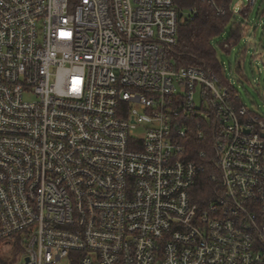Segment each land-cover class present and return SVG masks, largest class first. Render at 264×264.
Wrapping results in <instances>:
<instances>
[{
    "label": "built area",
    "instance_id": "built-area-1",
    "mask_svg": "<svg viewBox=\"0 0 264 264\" xmlns=\"http://www.w3.org/2000/svg\"><path fill=\"white\" fill-rule=\"evenodd\" d=\"M178 1L0 0V245L19 262L264 264V114L175 68L199 15Z\"/></svg>",
    "mask_w": 264,
    "mask_h": 264
},
{
    "label": "trees",
    "instance_id": "trees-1",
    "mask_svg": "<svg viewBox=\"0 0 264 264\" xmlns=\"http://www.w3.org/2000/svg\"><path fill=\"white\" fill-rule=\"evenodd\" d=\"M178 4L183 8H198L199 15L190 25H183L180 28L178 44L169 52L170 60L173 62L175 68H199L206 72H212L223 86L231 90L232 97H239L235 87L226 81L224 77L225 67L219 61L214 42L220 38L222 39L221 36L228 31L227 39L222 40L220 43L221 48L224 51H230L232 47L240 46L246 28L243 22L244 20L237 22L235 20L236 17L231 13L225 17H218L216 12L204 3L203 0H179ZM261 15V13L258 14L257 19H260ZM256 30L257 26H255L254 32ZM231 43H233L231 47H225L226 44ZM241 104L242 102L240 101L239 105ZM201 121L204 125V118ZM189 140L192 143L193 158L198 163L200 162L204 165L203 174L200 176V180L194 190V198L196 202L205 206L215 196L216 184L210 180V176L214 174V166L210 161V152H208V158H200L198 160L196 157L200 150L206 149L209 146V143L205 144L200 142L201 139L195 129L191 131ZM13 248L14 257L0 256V264L18 263L17 259L22 255L21 248L18 245H14ZM9 259L14 260L10 261Z\"/></svg>",
    "mask_w": 264,
    "mask_h": 264
},
{
    "label": "rangeland",
    "instance_id": "rangeland-1",
    "mask_svg": "<svg viewBox=\"0 0 264 264\" xmlns=\"http://www.w3.org/2000/svg\"><path fill=\"white\" fill-rule=\"evenodd\" d=\"M252 1L250 5L249 0H233V6L236 8L246 5L243 8L244 16L235 19L237 22L244 20L246 26L240 46L232 47L230 51L221 48L220 43L227 39L228 31L221 36L222 39L216 40L214 45L219 61L225 67L224 77L235 87L241 102L250 111L264 114V0ZM260 13L261 18L257 19ZM255 26H257L256 32H254ZM196 98L199 103L201 98L198 94ZM13 249L10 246L0 245V256L13 258ZM17 260V264H24Z\"/></svg>",
    "mask_w": 264,
    "mask_h": 264
},
{
    "label": "water",
    "instance_id": "water-1",
    "mask_svg": "<svg viewBox=\"0 0 264 264\" xmlns=\"http://www.w3.org/2000/svg\"><path fill=\"white\" fill-rule=\"evenodd\" d=\"M25 262L28 263V258L25 259Z\"/></svg>",
    "mask_w": 264,
    "mask_h": 264
}]
</instances>
